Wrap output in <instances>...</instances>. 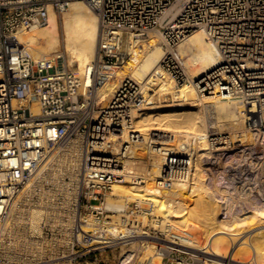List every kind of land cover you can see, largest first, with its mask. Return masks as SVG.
I'll return each mask as SVG.
<instances>
[{
	"label": "built area",
	"instance_id": "built-area-1",
	"mask_svg": "<svg viewBox=\"0 0 264 264\" xmlns=\"http://www.w3.org/2000/svg\"><path fill=\"white\" fill-rule=\"evenodd\" d=\"M73 1L0 0V264H29L30 259L41 264L44 258H71L76 247L84 252L92 246L90 232L79 236L72 210L82 205L93 208L94 201L102 205L113 184L123 179L93 170L89 148L94 141L104 143L109 135H121L133 125L140 87L132 78L123 79L107 106H98L94 99L105 81L102 71L115 69L125 56V39L161 33L168 45L162 69L184 84L189 76L177 46L195 30H204L222 58L219 69L227 80L221 93L241 103L256 77L255 70L242 67H264V0H82L100 21L97 75L94 85L86 86L62 64L63 54L35 59L15 35L46 26L51 10L62 14ZM260 76L264 91V69ZM260 101L263 109L264 97ZM35 104L40 115L33 113ZM247 121L255 128L251 119ZM75 139L82 142L86 155L76 179L54 171L58 155ZM214 139L208 136L210 147ZM102 149L107 155L116 150L125 154L117 146ZM212 152L205 158L209 179L221 155ZM128 160L133 159L122 162ZM168 163L171 167L163 173L162 186L172 187L191 177L190 155L172 156ZM237 179L239 185L245 183ZM162 254L164 264H206L203 258L176 248Z\"/></svg>",
	"mask_w": 264,
	"mask_h": 264
},
{
	"label": "bare ground",
	"instance_id": "bare-ground-1",
	"mask_svg": "<svg viewBox=\"0 0 264 264\" xmlns=\"http://www.w3.org/2000/svg\"><path fill=\"white\" fill-rule=\"evenodd\" d=\"M64 30L65 54L61 56L62 64L66 66L65 58L68 56L71 64L77 63L79 74L87 78L86 86L94 85L100 31L98 13L85 1H73L65 14ZM15 35L28 47L35 59H51L52 52L58 51L62 44L57 13L52 10L45 27H36L30 31L20 30ZM146 40L147 44L143 46L139 39H125L126 53L123 61L115 69L106 68L102 71L106 77L98 95L101 89L103 96L107 91H114L115 88L108 81L121 74L117 68L123 70L125 76L129 75L143 84V88L138 93L139 105L134 108L131 128L127 127L121 135H109L104 143L94 141L89 148L90 166L102 176L119 174L123 179L118 184H130L127 187L113 184L112 191L118 197L143 204V209L151 211V214L157 213L168 222L173 221L165 230L168 238L135 233L124 222L120 225L111 223L95 227L90 221L82 220L81 232L93 233L92 246L96 249L114 244L123 245L141 236L150 238L147 242L157 250V254H146L143 264L161 260L162 251L172 248L190 252L216 264H264V206L252 205L242 214L229 210L231 206L225 209L220 203L230 201L234 206L235 200L231 195L233 191L227 194L219 185L213 188L207 184L209 178H206L208 174L204 175L207 171L203 165L206 163L205 158L213 155L212 150L216 153H229L233 149L247 155L252 149L246 145L249 141L247 133L250 131L253 132L252 136H264V108H260V99L264 97V91L260 88V74L264 67H242L256 71L255 82L251 83L248 97L244 99L248 102L241 103L242 113L245 118L252 120L255 127L247 129L246 121L241 117V104L239 106L237 102H233V97L221 93L227 80L226 75L219 69L222 58L204 30H195L177 46L179 54L187 56L184 66L185 70L188 68L192 78L191 84L183 86L167 77L162 69L161 62L166 53L160 34L152 32ZM244 105L247 106L245 111ZM33 113L40 115V106L35 105ZM132 134L136 139L134 143ZM208 136H216L211 147ZM116 146L121 151L125 150V154L116 150L107 155L102 149L107 147L113 150ZM82 147L80 140H73L58 155L57 163L75 170L79 166ZM138 149L141 153H138ZM181 154L190 155L191 160L193 159L187 172L191 171V177L180 180L170 188L162 186L163 173L171 167L168 160ZM137 155H146L148 159L144 162L143 158L137 157L140 166H136L131 160L122 162L125 158L136 159ZM130 164L137 170L131 171ZM121 167L122 170L119 169ZM237 187L240 195L242 191H251L245 183ZM108 207L123 211L126 206L117 202L109 204ZM33 213L37 215L41 212L39 210ZM188 217L203 221V237L200 235L202 238L195 237L187 230L188 226L183 224V220ZM177 223L183 225L177 226Z\"/></svg>",
	"mask_w": 264,
	"mask_h": 264
},
{
	"label": "rangeland",
	"instance_id": "rangeland-1",
	"mask_svg": "<svg viewBox=\"0 0 264 264\" xmlns=\"http://www.w3.org/2000/svg\"><path fill=\"white\" fill-rule=\"evenodd\" d=\"M76 1H82V0H76ZM69 11H65L62 14H57L58 23H59V32L62 39V44L60 46V49L56 52H52V57L56 53H62L65 54V45H64V36H65V30H64V24H65V14ZM45 27V26H44ZM43 28V27H42ZM156 33H159L158 31H155ZM161 36V42L162 47L165 53L168 51V45L165 40V38L159 33ZM147 37L140 38V44L144 46V44H147ZM146 40V41H145ZM184 60L186 61L187 56L182 55ZM65 65L68 66L70 70H72L78 77L82 78V80L87 83V78L80 75L78 71V65L77 63H72L70 58L67 56L65 58ZM119 72V76H115V78L108 81L109 84H112V87H114V91H107L104 96L101 95L102 89L100 94L98 95L99 88L102 87L104 84L101 83L100 86L97 87L96 95H95V102L98 106H107L108 102L110 101L111 97L113 96L114 92L116 91L118 85L123 81V79L130 77L129 75L125 76V72L121 70L120 68H117ZM187 74L189 76V82L184 84H179V86H183L185 84H191L192 78L191 74L189 73L188 68L186 67ZM123 75V76H121ZM165 75L171 79H173L170 75L165 73ZM123 77V78H122ZM134 79V78H132ZM139 85L140 88H143V84L139 83L136 79H134ZM101 96V97H100ZM226 101V99L224 100ZM233 102H237L240 106L241 102H238L236 100H233ZM231 101V103L233 104ZM38 105V104H35ZM34 105V106H35ZM33 106V107H34ZM39 106V105H38ZM241 117L246 121L245 125L246 128L249 129V123L248 119L245 118L244 114L242 113L243 106L241 104ZM251 129V128H250ZM253 132H248L247 134L249 141L246 142V145H249V148L251 149V152L248 151V154L245 156L244 154H241L238 152V150H230L229 153H219L221 155H217L218 157V163L215 165V167L212 169L213 176L209 180H207V184H209L211 187L216 188L217 185H219L220 188L223 190H226L227 194H230V192L233 191L231 195H233L234 206L230 204V201L228 203H220L221 206L224 205V208H231L229 210L235 211L237 214H242L243 212H246L250 209V206H264V136L257 137L256 135L252 136ZM212 134V132L210 133ZM241 133H238V135ZM252 134V135H251ZM176 135V134H174ZM172 136V135H171ZM175 137H173L174 139ZM174 141V140H173ZM83 148V147H82ZM195 150L197 148H194ZM192 150V148H191ZM194 150V151H195ZM141 153L140 149H138V153ZM81 158L79 161V166L75 170H70L69 168L63 167L59 162L57 163V167L55 169L56 172H58V175H65V173H68L69 175L73 174V177L75 179L77 178V175L79 174V171L82 169V165L84 166L85 162V154L83 155V150L80 151ZM137 157L143 158L142 161H147L148 156L146 155H137L136 159H133V163H136V166H140V164L137 160ZM141 162V161H140ZM205 171V174H208V169L210 168L206 163L203 164ZM131 171H136L137 168H135L134 165L130 164ZM85 173V172H84ZM216 175V176H215ZM215 176V177H214ZM234 176V177H233ZM220 177V178H219ZM242 178V180L245 181V185L248 186V189L251 191L248 192V195H240L238 192V183L237 178ZM209 178V175L206 177ZM220 179V181H219ZM84 180V177L82 178V181ZM214 180V181H213ZM217 180V181H216ZM212 183H210V182ZM240 181V180H239ZM220 182V183H217ZM215 183V184H214ZM118 184V182L116 183ZM124 185L127 187L130 186L129 183H119L118 185ZM212 184V185H211ZM244 184V183H243ZM170 188V187H168ZM262 193V194H261ZM243 194V193H242ZM121 200V201H120ZM237 201V202H236ZM101 202V201H100ZM99 201H94L92 204L94 205L93 208L85 207L82 205V207H77L72 210L74 212V221L76 222L77 226H79L78 232L79 236L83 234L80 229V224H82V220L84 221H90L93 223V226L98 227L99 225H109L111 223L121 224V222H124V224L132 229L135 233H147L149 237H157V238H168L165 230L170 227V223H173V221H167L165 218L160 216L159 214L152 213L151 211H146L143 208H145L143 204H138L135 201L128 200L126 198H120L116 194L113 193V191H109L105 197V199L102 201V205ZM122 202L126 207L123 211H119L116 209L109 208L108 205L111 203H117ZM236 203V204H235ZM97 207L101 209H96ZM220 207V206H219ZM233 208V209H232ZM41 212V211H40ZM64 212V210H62ZM185 223L187 230L191 231L195 237L202 238L201 231L203 230V221L201 219H194L191 217H188L183 220ZM95 223V224H94ZM188 223V224H187ZM123 224V225H124ZM182 224V225H183ZM98 225V226H97ZM122 225V226H123ZM173 225V224H172ZM180 223H177V226H182ZM191 229H189L190 227ZM89 230L88 228H86ZM90 234H93L90 232ZM202 237H201V236ZM199 236V237H198ZM150 238L146 236H141L139 239H136L135 241H129L123 245L114 244L110 245L105 248L96 249L93 246L87 247V250L82 251L83 248L76 247V254L74 257L71 258H44L43 262L41 264H143L146 258V254H157V250L153 248L147 241ZM76 245H78V241L76 240ZM47 249L51 247H46ZM82 251V252H81ZM39 259V258H38ZM69 260V261H68ZM206 264H216L212 261L205 260ZM29 264H34V261L32 259L29 260ZM152 264H164L163 258L156 259Z\"/></svg>",
	"mask_w": 264,
	"mask_h": 264
}]
</instances>
